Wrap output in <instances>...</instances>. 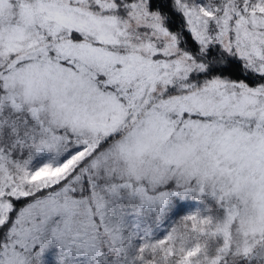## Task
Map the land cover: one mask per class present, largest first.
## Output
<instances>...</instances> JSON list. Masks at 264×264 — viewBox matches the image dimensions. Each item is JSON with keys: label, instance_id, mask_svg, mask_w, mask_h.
Returning <instances> with one entry per match:
<instances>
[{"label": "snow or ice", "instance_id": "6c2138e0", "mask_svg": "<svg viewBox=\"0 0 264 264\" xmlns=\"http://www.w3.org/2000/svg\"><path fill=\"white\" fill-rule=\"evenodd\" d=\"M0 264H264V0H0Z\"/></svg>", "mask_w": 264, "mask_h": 264}]
</instances>
